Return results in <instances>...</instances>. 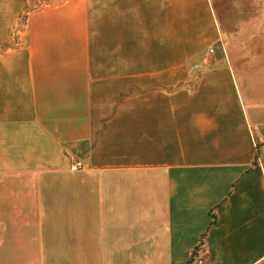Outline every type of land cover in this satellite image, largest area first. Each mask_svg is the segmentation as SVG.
Instances as JSON below:
<instances>
[{"label":"crops","instance_id":"crops-1","mask_svg":"<svg viewBox=\"0 0 264 264\" xmlns=\"http://www.w3.org/2000/svg\"><path fill=\"white\" fill-rule=\"evenodd\" d=\"M194 251L264 264V0H0V264Z\"/></svg>","mask_w":264,"mask_h":264},{"label":"built area","instance_id":"built-area-1","mask_svg":"<svg viewBox=\"0 0 264 264\" xmlns=\"http://www.w3.org/2000/svg\"><path fill=\"white\" fill-rule=\"evenodd\" d=\"M215 52V48L214 47H212V48H210L209 49V51L207 52V54H206V56H205V58H204V61H205V63L206 64H209L210 62H211V55L213 54ZM84 167V164L82 163V162H80V161H78V162H75L74 163V165L72 166V169L73 170H78V169H81V168H83ZM199 252V251H198ZM198 254V253H197ZM196 254V255H197ZM197 263L198 264H208V261H207V259H206V257L203 255V254H201L200 252H199V254L197 255Z\"/></svg>","mask_w":264,"mask_h":264},{"label":"rangeland","instance_id":"rangeland-1","mask_svg":"<svg viewBox=\"0 0 264 264\" xmlns=\"http://www.w3.org/2000/svg\"><path fill=\"white\" fill-rule=\"evenodd\" d=\"M204 77H205V76H204V75L201 76V74L194 75V76H193V79H192L193 81H192V80L187 81V82H186V86H189V85H187V84H188L190 81H191V82H195V85L198 86V85H197V82H196L194 79H196V80L198 79V81H199V79H200V80H203ZM193 85H194V84H193Z\"/></svg>","mask_w":264,"mask_h":264},{"label":"trees","instance_id":"trees-1","mask_svg":"<svg viewBox=\"0 0 264 264\" xmlns=\"http://www.w3.org/2000/svg\"><path fill=\"white\" fill-rule=\"evenodd\" d=\"M198 252V251H197ZM194 255H196V251L193 252L192 256L194 257Z\"/></svg>","mask_w":264,"mask_h":264}]
</instances>
